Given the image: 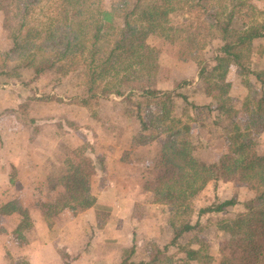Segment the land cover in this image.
Instances as JSON below:
<instances>
[{
    "label": "trees",
    "instance_id": "16d2710c",
    "mask_svg": "<svg viewBox=\"0 0 264 264\" xmlns=\"http://www.w3.org/2000/svg\"><path fill=\"white\" fill-rule=\"evenodd\" d=\"M61 1L64 6L77 7V18L65 9L60 21L63 25L41 29L30 24L41 0H0L2 25L10 44L4 55L18 60L11 73L7 70L0 75L18 78L20 71L32 70L35 79L50 70L63 76L73 72L86 89V99L118 95L130 101L137 95L157 103L159 111L139 115L142 129L131 138L139 147L156 146V155L166 164L162 175L145 189L153 203L170 206L172 238L152 259L128 257L120 264H212L214 257L204 248V236L196 235L187 243L182 239L200 227V221H192L189 216L191 197L205 184L218 182L224 173L236 174L258 194L243 203L244 211L236 223L239 236L222 244L219 264H264V155H250L251 134L264 130V70H254L250 64L254 52L264 51V45L257 44L264 42V19H259L264 10L254 4L264 0H122L110 9L97 7L92 17H83L86 0ZM117 19L121 25L116 24ZM154 26L164 27L166 40L178 46V60L197 65L206 95L212 100L210 106L188 102L180 91L186 82L160 90L138 85L144 80L152 83L160 69L158 51L148 40ZM215 40L220 45L207 59L203 52ZM233 67L236 74L252 75L260 85L257 90L254 83L247 84L252 94L242 102L241 111L229 95L227 77ZM116 82L127 89L112 91ZM44 95L45 100L51 99L49 94ZM178 98H184L195 111L206 107L220 118L231 119V126L225 130L233 147L231 156L236 155L234 160L221 168L217 162L208 163L199 156L189 136L190 127L180 125L181 120L173 117ZM240 112L246 115L244 131L236 123ZM69 158L57 173L61 190L44 195L41 207L48 218L67 210L76 215L96 202L90 182L97 171L90 165L91 159ZM233 205L226 201L216 210ZM0 215L19 217L14 222L17 235L33 228L30 208L14 195L0 204ZM193 242L199 246H193Z\"/></svg>",
    "mask_w": 264,
    "mask_h": 264
},
{
    "label": "rangeland",
    "instance_id": "374dc122",
    "mask_svg": "<svg viewBox=\"0 0 264 264\" xmlns=\"http://www.w3.org/2000/svg\"><path fill=\"white\" fill-rule=\"evenodd\" d=\"M121 2L122 0H86L83 17H92L97 7L110 9L119 6ZM254 4L264 10V2ZM76 8L64 6L61 0H41L32 14L30 24L41 29L63 25L60 21L64 19L65 9L69 16L77 18ZM2 18L0 12V73L7 70L11 73L18 60L4 55L10 44ZM259 19H264V16ZM116 24L121 25V21L117 19ZM148 40L158 51L160 69L152 83L147 84L144 80L138 85H152L160 90L174 89L179 83L186 82L180 91H183L187 101L210 106L212 100L206 95L205 84L199 77L197 65L192 61L183 62L176 58L178 46L166 40L165 28H151ZM260 43L264 45L260 41L257 44ZM218 44L220 45L219 41H212L204 50V57L211 59ZM252 56L251 68L264 70V51L254 52ZM31 71H20L21 77L18 78L0 75V193L5 183L4 190H8V193L13 191V194L18 192L17 198L30 208L32 216L36 218L35 227L26 231V236H19L14 232V222L19 217L13 219L0 215V264H13V261L24 264L27 261L22 256L24 246L31 240L37 242L38 238L43 243L49 239V235L53 237V232L57 233L53 237L57 246L55 245V249L52 244L47 246L49 264H120L128 257L152 259L158 250L171 241L172 229L168 222L171 210L169 205L153 203L145 188L162 175L166 164L156 155V146L148 144L139 147L132 140L131 134L142 129L139 115L145 117L148 111H159L157 103L137 95L130 101H124L118 95H111L109 99L103 98L104 95L101 98L86 99V89L81 85L82 81L77 74L71 72L63 76L60 72L50 70L32 79ZM227 81L231 84L229 95L234 100V107L240 111L244 99L252 94L251 87L247 84L254 83L257 90L260 88L252 75L240 76L235 73L234 67L228 74ZM119 83L112 85V91L127 89L125 84ZM38 94L44 98L43 101L31 103L29 97ZM44 94H49L51 99L45 100ZM188 102L184 98H178L173 117L181 120L180 125L190 127L189 136L197 146L199 156L208 163L217 162L222 168L225 163L236 158V155L231 156L233 147L225 130L231 126V119L220 118L206 107L195 111ZM31 113L35 117H41L39 127L30 123ZM10 115L13 119L9 120ZM236 121L244 131L245 112H240ZM14 134L20 135L16 138L7 136ZM250 138V155H264V130L251 134ZM33 141L40 143V150L34 149L32 152L36 155L30 157V150L24 148V142L31 144ZM226 155L228 159H225ZM82 156L91 159L92 164H89L97 172L101 170L94 175V193L110 194L113 188H108L116 183L123 187L117 190L118 193L130 198L124 200V197H120L121 201H107V206H103L106 208L98 210L93 224H90L87 214L79 216L72 211L61 217L48 218L41 207L44 195L51 191L59 192L60 189L58 182L56 183L60 165L52 166V158L61 163L70 159L69 157L80 160ZM6 192L4 191L5 195ZM256 194L258 190L232 173L222 174L216 183L211 181L205 184L191 197L192 209L189 213L192 221H200V227L188 233L182 243L193 240L196 235L204 236V248L214 257L212 264H219L222 244L239 236L240 229L236 223L239 221L238 216L244 211L243 203ZM5 195L0 194V204L7 199L2 198ZM226 201H232L234 205L216 210ZM183 218H187L186 215ZM8 232L9 235L6 234ZM98 241L104 244V249L93 253ZM193 243V246H199L197 242ZM3 247L8 249L9 260L7 257L4 259ZM15 247L20 248L15 250Z\"/></svg>",
    "mask_w": 264,
    "mask_h": 264
},
{
    "label": "crops",
    "instance_id": "0c3cea01",
    "mask_svg": "<svg viewBox=\"0 0 264 264\" xmlns=\"http://www.w3.org/2000/svg\"><path fill=\"white\" fill-rule=\"evenodd\" d=\"M36 90V89H35ZM41 95H35V97H33V96H31V97H29V101H32L31 103H41L42 101H43V97L41 96ZM34 108H36V107H34ZM33 112V111H32ZM34 113H31V117H30V123H32V124H34L35 126L37 125V127H39V125H38V123H40L39 121H41V120H39V119H41V117H35V115H33ZM46 115V114H45ZM42 116H44V115H42ZM8 119L10 120V119H13V118H11V115L8 117ZM24 127H26L25 126V124L23 125ZM45 130V129H44ZM18 135H20V134H14V135H11V136H9V135H7L8 136V138H13V137H17ZM25 145H26V147H25ZM36 145H38V146H36ZM24 148H26V149H28V150H30L29 151V154L31 153V156L30 157H32V156H34L35 157V153L34 152H32L34 149H38V150H40L39 148H40V143H38L37 144V142L36 141H33V143H28V142H24ZM2 157V155L0 154V158ZM66 158V157H65ZM52 160H53V164H51L52 166H55L56 167V165L58 164V165H61L64 161H61V163H57L56 162V160H54V158H52ZM123 160V159H122ZM14 163L13 164H15V161H13ZM50 162H52V161H50ZM124 163H125V165H127L126 164V162L124 161ZM39 164V163H38ZM101 172V170L99 171V172H97V174H99ZM31 174V173H30ZM35 174V173H34ZM94 175H96V173H94L93 175H92V178H91V189H92V184H93V180H94ZM45 178V177H44ZM46 180V178L43 180V181H45ZM10 181V180H9ZM58 182V179H56V183ZM6 184L4 183V186H5ZM58 185H59V183H58ZM3 186V187H4ZM60 186V185H59ZM2 187V193H0L1 195L2 194H4L5 195V193H4V191H7L6 193V195L4 196V197H2V198H5V197H7V199H5V200H2L3 202H6V201H8V199H9V196L10 195H12L13 194V191H11L12 193H8V190H4V188ZM111 187L113 188V191L110 193V194H108L107 192H102L101 194H97V193H94V191H93V189H92V192H93V194L96 196V202H95V204L90 208V209H87V210H85V211H82V212H79V213H77L76 215H79V216H81L82 214H87V216L89 217L88 218V220H89V222H90V224H93V219L95 218V215H97L98 213H99V211L98 210H100V208H106V207H103V206H107V205H105V203L107 204V201H111V202H113V201H121L122 199H120V197H124V200L125 199H128V198H130L128 195H124V194H121V193H118V191L117 190H119L120 188L122 189L123 187H119V185H116V183L115 184H113V185H111L109 188H108V190H111ZM59 190H61V186H60V189ZM14 191H15V189H14ZM107 191V190H106ZM115 191V192H114ZM15 197H17L18 195H19V193L18 192H14V194H13ZM113 200V201H112ZM67 212H69V211H63V212H61L59 215H57L56 216V218L57 217H61L63 214H66ZM2 217V216H1ZM4 217V216H3ZM11 217H13V216H11ZM14 217H17L18 218V216L17 215H14ZM32 218H33V228L35 227V221H36V218L35 217H33L32 216ZM92 226V225H91ZM33 228H31V229H33ZM30 229V230H31ZM93 229V228H92ZM29 231V230H28ZM9 233L10 232H8V233H6V234H8L9 235ZM52 233V232H51ZM17 235V234H16ZM27 235V233L25 232V234L24 235H21V236H26ZM57 235V233L56 232H53V237L54 236H56ZM2 236H4V235H2ZM20 236V235H19ZM59 236H60V234H59ZM5 237V236H4ZM53 237L52 236H50L49 235V239H47L46 241H44L43 243H42V241L41 240H39V238L37 239V242H36V240H35V242L33 241V240H31L30 241V243L28 242V244L26 245V246H24L25 248H23V249H25L24 251H23V253H22V256H24V258L27 260L26 262L24 261V264H49V262H50V257L48 256V254H47V250L49 249L47 246H50L51 244H52V246H53V248L55 249V245L57 246V242H56V240L55 239H53ZM27 238H29V236L27 237ZM32 242H34V243H32ZM32 243V244H31ZM33 244H34V246H33ZM25 245V244H24ZM98 245V246H97ZM95 247H96V249H94L93 250V253H95L96 251H99L100 249L101 250H103L104 249V244L103 243H99V241H98V243H95ZM17 248H20V247H15L14 249L16 250ZM3 250H4V259L7 257V256H10L9 255V252H8V249L7 248H2ZM27 249V250H26ZM45 254H47V256L45 255ZM41 255V258L39 257ZM8 258V260L10 259V257H7ZM63 263V262H62ZM13 264H17V263H15L14 261H13ZM72 264V263H71ZM76 264H81V262H79V263H76Z\"/></svg>",
    "mask_w": 264,
    "mask_h": 264
}]
</instances>
